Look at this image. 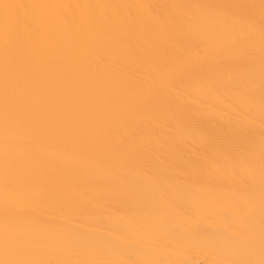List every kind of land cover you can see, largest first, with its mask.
<instances>
[{"label":"bare ground","instance_id":"bare-ground-1","mask_svg":"<svg viewBox=\"0 0 264 264\" xmlns=\"http://www.w3.org/2000/svg\"><path fill=\"white\" fill-rule=\"evenodd\" d=\"M0 264H264V0H0Z\"/></svg>","mask_w":264,"mask_h":264},{"label":"snow or ice","instance_id":"snow-or-ice-1","mask_svg":"<svg viewBox=\"0 0 264 264\" xmlns=\"http://www.w3.org/2000/svg\"><path fill=\"white\" fill-rule=\"evenodd\" d=\"M4 9V30L5 34L12 29L15 23L18 22L19 17L16 16V12L18 9L22 7L19 4H2L0 5ZM13 264H18V262H13Z\"/></svg>","mask_w":264,"mask_h":264}]
</instances>
